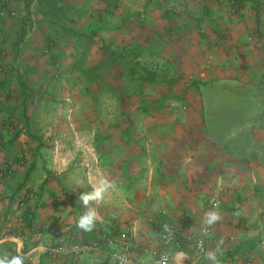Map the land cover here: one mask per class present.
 Here are the masks:
<instances>
[{"label":"crops","instance_id":"0c3cea01","mask_svg":"<svg viewBox=\"0 0 264 264\" xmlns=\"http://www.w3.org/2000/svg\"><path fill=\"white\" fill-rule=\"evenodd\" d=\"M10 5L17 17L0 18V259L53 264L45 249L62 236L87 240L129 222L133 243L165 250L159 227L192 222L183 232H197L222 184L217 242L203 255L192 244L172 248L171 264H264V0H121L114 12L108 0ZM83 30L90 65L113 44L150 47L172 65L170 84L143 87L112 63L81 74ZM50 37L59 41L54 55L44 53ZM213 81L240 88L243 106L219 92L207 121L197 86ZM230 126L239 134L227 136ZM81 141L98 159L91 174ZM89 177L108 187L86 206L79 196L94 190ZM89 207L97 219L86 231L78 222ZM155 215L162 224L150 222ZM102 263L103 252L82 259Z\"/></svg>","mask_w":264,"mask_h":264},{"label":"built area","instance_id":"2783aa9c","mask_svg":"<svg viewBox=\"0 0 264 264\" xmlns=\"http://www.w3.org/2000/svg\"><path fill=\"white\" fill-rule=\"evenodd\" d=\"M13 2V0H10ZM235 4L237 0H230ZM4 13L12 16L16 15L15 10L3 9ZM51 48V44L45 48ZM213 55L210 54V60ZM1 100V93H0ZM71 101L70 99H67ZM81 148L82 162L87 168L88 174L95 171L98 159L93 149L85 142H79ZM11 164V162H10ZM226 187L217 184L212 188L208 203L202 207L204 215L200 222L197 232H183V227H189L192 222H182V224L174 222H157L158 216L150 218L152 224H162L159 227L160 237L166 246L165 250L151 249L146 244L136 245L131 239V235L135 231L134 224L129 222L121 231L117 233H108L105 230L88 241H78L75 238L66 239L64 236L60 240L45 249V252L53 259V264H58L60 258L71 260L74 264H82L84 256L91 253L103 252L107 255L108 264H171L172 248L193 245L198 254L203 255L207 252L208 244L217 242V234L214 226L221 219L223 214V194ZM166 214L165 210L161 211ZM209 212H216L219 219L213 223H208ZM237 214V212H236ZM187 219L192 218L194 214H187ZM69 229V227H67ZM246 264H251L249 261Z\"/></svg>","mask_w":264,"mask_h":264},{"label":"trees","instance_id":"16d2710c","mask_svg":"<svg viewBox=\"0 0 264 264\" xmlns=\"http://www.w3.org/2000/svg\"><path fill=\"white\" fill-rule=\"evenodd\" d=\"M15 1L16 0H13V2ZM149 1H152V0H149ZM13 2H11L10 0H0V18L10 17L9 19H13L12 18L13 16L11 14L3 12V9L5 8H8L9 10L10 9L14 10L12 6L10 5ZM120 2L121 0H108L109 6H107L106 9L110 10L111 12H114L120 7L119 6ZM111 7H113V9ZM65 9L68 11L71 9V7H67ZM16 15H18V13ZM104 15L105 13H102V12L98 13L99 18L97 20H99V22H102V17ZM102 25H105V24L101 23L98 28L99 30L102 29ZM119 27H121V24L120 23L116 24V28H119ZM84 36H85V33L83 30L82 39L76 40L77 43H80L81 45L83 44L86 46H83L81 54L79 55V57L74 63L77 66L76 67L77 70L81 74H86V75L96 74L99 71H103V69L106 68V67L104 68V66H107L108 63H112L113 65H119L123 67L125 73L129 72L136 78L140 79V82L143 87H147L148 85L155 86V85L164 84V83L170 84L169 75L171 74L172 69H173L171 67L172 65L170 64V62L161 59L158 56V54L154 52V50H152L150 47L137 48L135 46L121 43V44H113L105 48L103 45L106 51V54H107L106 58L105 59L103 58V60H101L95 65H90L89 64V55H90L89 43L90 41H92V39L91 37H88V36L84 37ZM51 42L53 43V45ZM50 43H51V48L48 49V52H46L45 48H47L50 45ZM58 44H59L58 40L50 37L47 43L45 44L44 53L45 54L52 53L54 55L55 51L57 50ZM5 53H7V51L2 49L0 52V55H3ZM1 66H4V65L0 64V69H1ZM91 66H94V67H91ZM31 72H32L31 67H26L24 69V74L26 76L31 74ZM55 73H56L55 75L59 74L57 72ZM0 82H1V79H0ZM0 87H1V84H0ZM104 230L108 232L106 229H101L99 233L103 232ZM117 232H114V233H117ZM90 239H87L84 241H88ZM70 264H74V263L71 261Z\"/></svg>","mask_w":264,"mask_h":264},{"label":"rangeland","instance_id":"374dc122","mask_svg":"<svg viewBox=\"0 0 264 264\" xmlns=\"http://www.w3.org/2000/svg\"><path fill=\"white\" fill-rule=\"evenodd\" d=\"M231 3L230 0H226ZM17 15L13 16L12 18H16ZM10 18V17H9ZM234 85H230L227 81H213L208 82V84L200 83L197 86V90L200 93V96L202 98V103L205 109L206 119L207 121L210 120L212 117L216 106L219 104V92H231L230 101H234L237 103V106L235 108H238L239 106H243L242 102V91H240V88L234 89ZM242 102V103H241ZM218 107V106H217ZM227 136H230L231 134H239V132L236 130L235 126H230L225 131ZM251 262L249 258H245L242 260V262ZM103 264V263H102Z\"/></svg>","mask_w":264,"mask_h":264},{"label":"clouds","instance_id":"9594fccd","mask_svg":"<svg viewBox=\"0 0 264 264\" xmlns=\"http://www.w3.org/2000/svg\"><path fill=\"white\" fill-rule=\"evenodd\" d=\"M90 183H92L93 191L81 193L79 199L83 202L84 205H89L90 201L95 199H100L103 192L108 187V184L104 180H100L99 183L92 181V178L89 177ZM208 223L211 224L214 221L219 219V216L216 212H209ZM97 219V212L94 208H88V210L80 217L78 226L86 231H91L94 226V221ZM208 259L216 261V256L214 253H208ZM0 264H24V256L17 253L11 259H0ZM218 264V262H217Z\"/></svg>","mask_w":264,"mask_h":264}]
</instances>
